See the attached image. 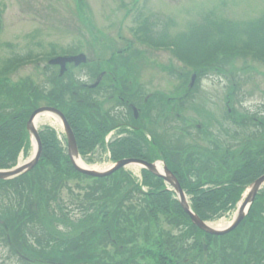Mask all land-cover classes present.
Masks as SVG:
<instances>
[{
    "label": "rangeland",
    "instance_id": "374dc122",
    "mask_svg": "<svg viewBox=\"0 0 264 264\" xmlns=\"http://www.w3.org/2000/svg\"><path fill=\"white\" fill-rule=\"evenodd\" d=\"M261 19H264V0H0V73L10 63H14L8 72L3 71L4 73L0 74V106L2 101L12 100L3 92L8 90L7 87L22 85L27 81L31 82V87L33 85L49 88L48 81L59 85L69 82L68 85H73L77 80L93 84L101 79V86L107 87L111 83L114 85L109 91L100 92L98 86L90 92L94 106L98 104L101 109L110 107L118 99L116 95L112 99L108 96L119 91L125 92L124 88H127L129 94H140L146 98V107L149 108V117L146 119L153 120L152 128L157 135L162 133L160 136H164L166 142L178 145L196 144L209 151L210 144L219 141L220 137L216 132L220 134L224 131L223 128L230 129V132L236 131L239 134L237 138H246L251 132H260L259 119L264 117V61L249 55L245 58L237 56V59L231 60L236 67L233 76L229 75L227 69L218 67L213 70L211 66L204 69L208 70L207 75L200 77L197 84L190 86L191 76L196 75L198 71L184 66L169 47L179 36L193 31L199 23H205L215 31L226 23L244 27L247 23ZM152 34L157 39L154 43H161L159 47L145 42L144 38L148 39ZM67 52L73 55L83 54L85 61L66 66L61 73L58 62L48 60L58 55H69ZM22 57L31 59L15 61ZM101 70L103 73L98 77ZM93 71H96V77L91 78L88 72ZM39 101L38 106L45 105L43 100ZM65 105L64 103L63 111L72 121L71 125H75L72 132L73 135H78V146L82 141L81 136L87 134L85 127H89L88 121L84 119L95 114L91 109L81 110L82 113L77 114ZM10 107L5 105L0 109L7 111ZM159 111L165 116L163 129L157 120ZM241 114L246 118L247 115L254 116L248 126L235 125V121H239L238 115ZM40 117L41 120L36 122L39 130L45 125L50 126L55 129L57 140H65L61 122L50 114H41ZM197 127H200V130H197ZM184 130L190 135L184 136ZM209 131L212 134H208ZM260 134L258 139L264 136V132ZM121 138L124 139L119 131L107 134L104 145L98 143L93 149L84 150L85 154L79 151L77 157L94 170L108 168L114 163L109 142ZM33 152L34 145L31 143L30 148L19 152L14 165L27 161ZM124 170L130 173V179L134 182L137 177L140 178V166L129 165ZM42 174L49 175L50 171L43 170ZM27 181L28 177L25 176L13 185L4 186L21 185L22 188L26 187L27 191ZM67 184L71 192L65 187L58 192V196L62 205L72 211L70 216L67 214L72 218L71 221L76 222L77 216L82 214L76 209L77 204L81 202L78 195L84 193L80 188L93 185L94 182L87 178H72ZM7 193L9 191L0 190V206L8 204ZM32 194L35 200L40 199L36 192ZM41 207L44 208L45 205ZM38 209L40 216L37 219L30 217L23 228L29 234L40 237L53 253L24 251L13 255L0 234V264H50L44 257L62 250L65 239L74 235L75 229L72 225L69 226L66 219L63 222L56 217L51 218V212L48 215L45 210L41 212V208ZM234 213L235 210L211 222L217 225L227 224ZM159 216L161 218V215ZM175 221L169 215L168 218H161L160 229L170 247L182 245L185 241V249L182 247V253H185L193 240L198 239V233L190 231L186 223L181 222L175 226ZM13 226L15 227L16 223ZM149 226L150 223L146 220L136 229L130 227L132 232L135 230L132 237L134 244L125 245L123 249L117 248L118 245L111 242L99 243L96 264H127L128 261L136 264H161L162 261L166 264L170 249L168 246L167 253H163V258L159 259L158 253H154V250L149 253V245L142 241L144 238H162L161 233L158 236L152 235L153 226ZM189 231L191 236L188 235ZM246 231V235L250 234L253 238L256 227H247ZM27 238L31 240L30 236ZM211 243L213 244V240ZM243 243V238L228 237L221 243L213 244V250L209 251L210 264H264V253H247L246 250V253H242L240 247ZM137 247H146V250L134 252ZM201 258L202 255L199 256L198 264Z\"/></svg>",
    "mask_w": 264,
    "mask_h": 264
},
{
    "label": "trees",
    "instance_id": "16d2710c",
    "mask_svg": "<svg viewBox=\"0 0 264 264\" xmlns=\"http://www.w3.org/2000/svg\"><path fill=\"white\" fill-rule=\"evenodd\" d=\"M189 33L179 36L175 42L171 43L169 49L172 50L174 56L184 66L191 67L193 71H198L194 84H197L200 77L208 74V70L205 71L204 69L211 66L213 70L215 68L217 70L218 67L224 70L227 69L229 75L233 76L236 67L232 64L231 60L237 59V56H244L245 58L249 55L252 58L255 57L264 61V19L247 23L244 27H237L231 25V23H226L215 31L209 25L207 27L205 23H199ZM144 40L154 46L156 45L154 41L157 39L152 34L148 36V39L144 38ZM160 44L156 46L159 47ZM29 59L31 58L22 57L15 61H26ZM13 65L14 63H10L3 71L8 72ZM3 71L1 73H4ZM88 75L94 78L96 77V71L88 72ZM68 83L65 82L59 85V83L48 81L49 88H46L43 86L35 87L33 85L31 87V82L27 81V83L22 85L7 87L6 89L8 90L3 91L12 100L10 99L11 102L2 101L0 106V108L5 105L11 106L7 111L0 109V169L12 167L16 162L19 152L29 148L25 123L29 113L40 105L39 100H43L45 105L55 106L62 111L63 104L65 103V106L70 107L74 113L79 114L82 113L81 110L91 109L95 114V103L90 97V92L94 90L82 85L83 81L77 80L73 85H68ZM26 90L27 92L25 93ZM1 94L2 88H0ZM183 98H186V96H183ZM183 105L184 101H182L181 106ZM247 116L246 118L242 114L238 115L239 121H235V125L238 127L248 126L254 116ZM84 120L88 121L89 124L88 128L85 127V132L87 130L86 133L89 136L85 134L84 137L81 136L80 138L82 143L80 142L78 145V150L82 154H85L86 151L84 150H91L98 143L104 145V135L108 131L105 128V124H103L104 128H101L102 126L95 119V116L85 118ZM259 120H261L259 121L261 132H264V117ZM48 128L46 127V129L40 131L42 155L37 165L28 175L26 198L30 204L27 206V214L29 218L37 219L40 216L39 207L41 208V212L45 210L48 215L51 212V218L56 217V219L63 222L66 219L65 221H68L69 225H72L75 230L73 236L65 239L64 248L58 252H54L55 254L44 257L46 261L60 264H96L99 243L103 241L111 242L114 245L117 244V248L121 249L125 245H133L134 239L132 237L135 230L132 232L131 228L136 229L140 226V223H143L149 217L153 219L157 217L159 219V215L164 218H168L169 215L171 219H175L177 222L186 223L190 231L195 232L197 230V244L200 253L198 259L202 255L200 264H210L208 258L209 251L213 250L212 245L221 243L228 237L243 238L244 243L240 247L242 248V253H246L245 250L247 253L249 251L258 253L259 248L264 249V225L261 227V220H264V215L262 214L264 211V187L257 194L255 200L258 202L252 203L247 215L234 231L223 236H210L202 233L190 223L187 215L179 206L178 201L171 199L169 191L159 190L164 185L162 180L145 169L141 171L142 184H137L130 179V173L125 172L123 169L104 178H91L74 170L66 154H64L59 141L56 139L55 132ZM197 130H200V127H197ZM183 134L184 136L190 135L185 130ZM230 135L231 137L233 135L235 137L239 136L236 131L230 132ZM250 136L248 135V138H252ZM155 138L157 140L154 143L155 148L153 147L154 149L151 148L149 151L143 149L139 137L134 134L125 137L119 143H110L109 150L112 160L124 157H140L151 160L154 157H161L168 168L176 175L181 187L188 195L192 211L205 221L220 219L228 212H231L235 208L244 189L256 177L264 173V145L260 150V158L256 155L251 160L244 157L246 152L240 153L234 150L230 161L226 163L222 162V158L220 161L214 160L207 148L199 147L196 144L182 143L178 145L176 143L169 144L170 142L165 141L166 145H163L162 140L157 137ZM261 144H264V136L262 137ZM43 170L50 171V174L44 176L42 174ZM22 176L11 180H0V190L4 192L9 191L6 194H9L8 204L0 206V220L6 223L10 241L15 248L16 246L18 247L17 240L21 233V228L18 227L15 232L12 229L14 228L13 224H20L24 217L19 211L23 188L17 186L19 189V192H17L16 186L4 185H13ZM72 178H87L94 182L93 185L80 188V190H84V193L78 195L81 198V202L77 204L76 209L82 214L79 217L77 216L76 222L71 221L72 218H69V214L72 211H69L67 206L62 205L58 196V192L65 187L71 192L67 181ZM142 185L157 188L151 199L143 197L138 192L131 195L133 186L141 188ZM33 192H36L40 197L39 200H35V205L32 204ZM135 195L138 196L135 197ZM164 195L165 197H163ZM5 197L7 200V196ZM78 197L76 198L77 200ZM41 205H45V207L42 208ZM46 207L47 209H45ZM158 225V223L151 222L149 227L153 226L152 235L156 236L158 234L156 230ZM247 227H256L253 238L250 234L246 235ZM259 230L262 231L261 234H259ZM190 231L188 233L189 236H191ZM0 234L5 240L6 231L1 226ZM152 238L155 239L154 237ZM212 240L213 244L211 243ZM142 241L149 245L148 239L144 238ZM38 243L39 245L42 244L41 240ZM164 244L170 248L169 250L179 252L168 253L166 264H187L185 260L189 258L190 254L182 253L185 241L182 245H174L172 247H170V243L167 240H165ZM203 244L206 245L205 250ZM191 246H189V251L192 248ZM155 248L157 249V244ZM10 250L13 252V249ZM135 250L143 252L146 250V247L144 249L137 247L136 249L134 248V252ZM11 254L15 255V253ZM173 256H176L179 261H175ZM162 258L163 256L160 257V259ZM127 264L136 263L128 261ZM161 264L165 263L161 261ZM188 264H190L189 260Z\"/></svg>",
    "mask_w": 264,
    "mask_h": 264
},
{
    "label": "flooded vegetation",
    "instance_id": "af4514ba",
    "mask_svg": "<svg viewBox=\"0 0 264 264\" xmlns=\"http://www.w3.org/2000/svg\"><path fill=\"white\" fill-rule=\"evenodd\" d=\"M101 73H103V70L99 71L98 77L100 76ZM101 82H102V80L100 79V82L97 85V87L99 86L100 92L105 91V90L109 91L112 89V87L114 85V83H111L110 86L105 85L107 87H104V85H102V86L100 85ZM83 85L85 86L86 84H83ZM124 89H126L125 92L119 91L117 94H111L108 96L109 99H112L116 95L117 99H118L116 101V103L112 104L110 107L108 106L105 109H101V107L98 106V104L94 107V109L96 111L95 115H94L95 119L99 122V124H101V126H102L101 128H104L103 124H105V128L108 129V131L104 135V138L106 137L107 134H111V133L113 134L114 132L119 131V133L122 134L124 138L131 135V134L138 136L140 143L143 145V149H145L147 151H149L153 147L155 148L154 143L157 141L155 137L162 140L163 145H166L165 144V141H166L165 137L163 136V138H162V136H160L162 133L159 132L160 134L157 135L156 131L152 128L151 122L153 120L151 118L146 119L147 117H149V115L147 113L149 108L146 107V98L142 97L140 94L139 95L129 94L130 91L127 92L128 89L127 88H124ZM139 101H141L140 106H139ZM62 113L64 114V116L66 117L68 122L70 123L69 126L72 130L73 127H75V125H71L73 123L70 122L69 117L67 116V114L65 112H62ZM157 115H158L157 120L159 123H161V129H163L162 127H163V123L165 121V116L162 115L161 111H159ZM154 126H156V123H154ZM44 129H46V127H43V129H41L40 131H43ZM48 129L53 130L52 128H48ZM223 129H224V131L221 132L220 134H218L216 132V135H218L220 137L219 141H216V142H213L212 144H210L209 153L211 154V157L214 160L220 161V159H218V158H222V160H223L222 162L227 163L230 161V157L232 156V152L234 150L239 151L240 153H243V151L246 152V155L244 156L245 158L251 159L256 155L259 156V158L261 157V154H260L261 147L260 146H261V142H262V137H259V139L257 138L258 135H261L260 134L261 130H259L260 132H258V133L257 132H253V133L251 132L249 134V136L251 135L250 137H252V138H248V136H246V138L245 137L237 138L234 135L231 137L230 129H227V128H223ZM40 131H39V134H40ZM123 132H125V133H123ZM163 133H165V131ZM62 134L64 135L65 140H63L61 138V139H58V141L60 143V146L62 148L64 147L63 152H64V154H66V156L69 160L68 148H67V138H66V134L64 133L63 130H62ZM208 134H212V133L209 131ZM74 136H75V138H77L76 136H78V135H74ZM122 139L123 138H121L117 141H114L115 140L114 139L111 142H109V144L110 143H117V142L119 143L122 141ZM247 154H249V155H247ZM41 155H42V153H41ZM246 156H248V157H246ZM40 158H41V156H40ZM155 160H161V157H154V159H151L148 161H155ZM32 170L30 172L28 171V172H25L24 174H22L23 175L22 177H25V176L28 177L29 173H31ZM162 182L164 183L163 180H162ZM17 186H19V185H17ZM16 189H17V192H19V189L18 188H16ZM155 189H157V188L156 187H145L144 189H141V188H138V186H133L131 195L134 194L135 192H138V193H141V195L143 197H145L147 199H151L153 197V193H155V191H156ZM161 189H163L165 191H169L171 199H175L174 193H172L170 191L171 189L168 190L166 188L165 183H164L162 188H159V190H161ZM21 193H23V195L21 197V205L19 207L20 208L19 211H20V214L24 215V217L22 218L23 219L22 222L20 224H16V226L12 229V231L15 232V230H17L18 227L21 228V233L18 236V240H17L18 247L16 246V250L13 249V252H12L10 250V249H12V247L10 246L11 241H8L6 235H5V240H4L5 245L8 246L10 253H23L24 251H27V253H32V251H33V253H35L36 251H37L36 253H53L49 247L45 246L44 241L40 237H36L32 233L29 234L28 231L26 232L24 230L23 227L29 219V215L27 214V211H28L27 206H29L30 202L26 198V194H27L26 193V187H23V191ZM163 193H167V192H163ZM163 197H165V195ZM256 197H257V195L255 196V199H256ZM255 199L252 203L258 202ZM32 204L35 205V199L33 197H32ZM263 206H264V203H263ZM263 210H264V208H263ZM262 214L264 215V211L262 212ZM161 218L164 219L163 216H161ZM161 218H160V216H159V219H157V217H156V219H153L150 217L147 218V221L150 224H151V222H155V223L159 224L158 227H156V230L160 231V233L162 235V238H161L162 241H161V239H159V241H157L156 239H153V241H152V239L149 240V247L147 249L149 251V253L152 250H154V253H158L159 259L161 256H163V253H167L166 244H164L165 243L164 235L160 229V219ZM175 223H176L175 226H177V225H179L178 223H181V221L177 222V220H176ZM263 225H264V220H261V227ZM261 232L262 231L259 230V234H261ZM194 233H197V230ZM28 236L31 237V240L30 239L28 240V238H27ZM40 236H42V235H40ZM39 240H41V243H42L40 245L38 243ZM156 244H157V249L155 248ZM191 245H192L191 250L190 251L188 250L185 252V254L190 253L189 258H187L185 260V263L188 264V260H189V262L191 264H195V263L197 264L199 251H198V244H197L196 238L193 240V243ZM258 250H259L258 253H264L263 248L262 249L259 248ZM168 253H179V252L174 251V250H168ZM180 255H181V253H180ZM173 258L175 261L178 260V258L176 256H173ZM171 260H172V258H171Z\"/></svg>",
    "mask_w": 264,
    "mask_h": 264
},
{
    "label": "water",
    "instance_id": "95a60500",
    "mask_svg": "<svg viewBox=\"0 0 264 264\" xmlns=\"http://www.w3.org/2000/svg\"><path fill=\"white\" fill-rule=\"evenodd\" d=\"M66 61H75L76 63L85 61L84 55L80 54L78 56L73 57H62V58H56L55 60H52L51 62H58L63 69L64 63ZM41 114H50L59 119L63 125L64 131L66 133L67 138V148H68V155L70 157V162L72 166L80 173L91 176V177H104L112 172L118 170L119 168H123L129 165H138L140 167H143L150 171L152 174L161 177L167 184H169L173 191L176 193L178 201L182 207V209L185 211V213L189 216L191 222L197 226L200 230L207 234L211 235H223L226 233H229L232 231L244 218L245 214L248 211V208L253 201L254 196L258 192V190L264 185V174L256 178L248 187L246 190L245 196L241 199V201L238 203L235 215L231 219V221L227 224H224L220 227H215L203 220H201L196 214H194L186 199L184 196V193L179 185L178 180L175 178V176L167 169L165 165L162 167V171H159L157 168L156 163L154 162H147L145 160L136 159V158H127V159H121L114 163V165L108 169L104 170H94L92 168L87 167L82 162L78 163L77 161L79 158L77 157V148L75 144V139L72 134V131L70 127L67 124V121L65 120L62 113L53 108V107H39L35 109L29 116L27 122H26V130L29 132L33 145H34V152L32 156L24 163H19L13 168L10 169H0V180H7L12 179L23 172H26L30 170L38 161L41 151L40 146V140L38 137V133L36 130V127L34 125L35 120L37 117ZM4 228H6L4 223H1Z\"/></svg>",
    "mask_w": 264,
    "mask_h": 264
},
{
    "label": "bare ground",
    "instance_id": "6f19581e",
    "mask_svg": "<svg viewBox=\"0 0 264 264\" xmlns=\"http://www.w3.org/2000/svg\"><path fill=\"white\" fill-rule=\"evenodd\" d=\"M40 120H41V117H38L36 122H38V121H40ZM77 162H78V163H79V162L81 163L80 160H78ZM157 168L161 171V167H160V165H157Z\"/></svg>",
    "mask_w": 264,
    "mask_h": 264
}]
</instances>
